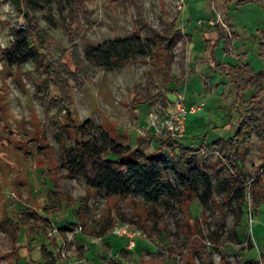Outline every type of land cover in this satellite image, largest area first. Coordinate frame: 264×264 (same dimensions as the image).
I'll return each instance as SVG.
<instances>
[{"label": "rangeland", "instance_id": "374dc122", "mask_svg": "<svg viewBox=\"0 0 264 264\" xmlns=\"http://www.w3.org/2000/svg\"><path fill=\"white\" fill-rule=\"evenodd\" d=\"M26 2L0 0V48L30 24L43 33L36 60L9 66L0 57V264H241L249 258L260 264L264 182L254 176L264 132L247 131L237 156L250 187L242 205L230 195L231 169L213 142L233 135L230 126H238L246 108L261 110L250 99L264 96V0H185L183 9L178 0H138L146 25L127 0ZM174 19L168 80L151 64L152 54L121 68L95 63L96 45L135 30L154 40ZM207 37L223 66L239 68L243 97L234 96L229 79L200 52ZM143 92L153 98L141 102ZM177 101L197 107L171 129ZM222 116L230 124L221 126ZM86 119L91 126L83 137L76 128ZM100 129L125 146L162 150L177 195L156 202L137 193L107 196L70 174L66 150L76 139L98 138ZM180 146L193 152L186 170L196 194L204 191L200 174L211 182L205 206L183 199Z\"/></svg>", "mask_w": 264, "mask_h": 264}, {"label": "trees", "instance_id": "16d2710c", "mask_svg": "<svg viewBox=\"0 0 264 264\" xmlns=\"http://www.w3.org/2000/svg\"><path fill=\"white\" fill-rule=\"evenodd\" d=\"M27 0H23L26 2ZM123 5L126 0H118ZM133 4L137 20L146 25L143 17V9L138 0H127ZM245 0H238L237 4H243ZM135 30V29H134ZM176 32V19H174L170 27L163 33L155 31L156 39L146 40L135 30L131 37H123L116 41L109 42L105 45H96L93 48V58L98 66L104 69L121 68L137 58L150 56L151 64L156 68L157 72L168 80L171 74V60L173 57L170 44L171 38ZM43 33L35 25L30 24L28 30L18 31L14 40L8 47L0 48V57L5 65H21L28 59H37L39 52V39ZM264 38V37H262ZM264 42V41H262ZM204 51L208 53L212 68L220 71L229 79L231 91L235 95H240L242 89L239 84V68L236 69L232 65L223 66L215 55V42L204 38ZM86 63V61L83 59ZM77 64H80L77 61ZM87 64V63H86ZM229 68H226L228 67ZM238 76V77H237ZM249 86L246 84L245 87ZM62 87V86H61ZM247 89V88H246ZM202 91V89H201ZM240 91V92H239ZM243 97V96H242ZM64 98V97H63ZM153 96H149L147 92H143L141 102L151 100ZM251 102L256 103V109H261L259 113H251L246 108V113L242 116V121L236 128L230 126L233 135L226 138H218L213 144L216 146L218 154L228 165L231 171L227 172V178L231 187L230 195H236L239 204H243L249 191L242 168L238 165V158L243 149L241 147L245 133L252 127L260 132H264V96L259 99L251 97ZM189 108V107H188ZM244 111V108H243ZM242 113V110H239ZM225 117H228L226 115ZM221 117V126L226 123L230 124L227 119L223 122ZM226 119V118H225ZM237 119V118H236ZM234 122H232L233 125ZM91 121L86 119L82 125L77 126V132L81 136H86ZM228 126V129H230ZM233 137V138H232ZM234 147V150L232 149ZM181 156L180 171L177 172V180L181 187L183 199L189 200L195 198L205 206L212 198V186L209 178L205 173L200 174V179L204 188L202 194L197 193L196 183L188 176L186 166L187 158L192 155V150L188 147L180 146L177 148ZM66 170L74 176H82L85 183L92 188L102 189L107 196L129 195L137 193L142 196L145 201L156 202L162 196L175 197L177 189L171 181L167 157H164L162 150L153 151L151 153L143 152L138 146H125L117 142L105 129L99 130L98 138L90 140H75L66 150L63 156ZM254 180L264 182V157L256 171ZM252 180V181H254ZM57 187V186H56ZM57 189V188H56ZM62 194L64 192H61ZM68 200V199H65ZM178 200V199H177ZM14 224V237L16 240L21 228L18 222ZM240 224V218H237L236 225ZM260 264H264V252L260 255ZM241 264H257L256 259L249 258Z\"/></svg>", "mask_w": 264, "mask_h": 264}, {"label": "built area", "instance_id": "2783aa9c", "mask_svg": "<svg viewBox=\"0 0 264 264\" xmlns=\"http://www.w3.org/2000/svg\"><path fill=\"white\" fill-rule=\"evenodd\" d=\"M184 6H185V0H178V8L183 9ZM196 107L197 106H191L190 108H186L183 105H181L180 101H177L175 110H173L170 114V119H169L170 120V128L173 129L172 128L173 120H178V122H180L179 116L184 115L188 112H190V113L194 112ZM177 128H178L177 126L174 127L175 130H177Z\"/></svg>", "mask_w": 264, "mask_h": 264}]
</instances>
